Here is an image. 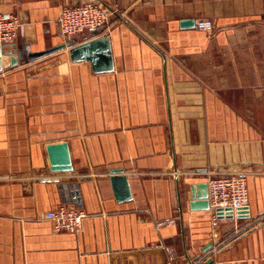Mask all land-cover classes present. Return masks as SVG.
<instances>
[{
  "label": "crops",
  "instance_id": "crops-1",
  "mask_svg": "<svg viewBox=\"0 0 264 264\" xmlns=\"http://www.w3.org/2000/svg\"><path fill=\"white\" fill-rule=\"evenodd\" d=\"M88 1L113 3L0 0L22 21L0 55V264H264V0H123L100 32L63 35L62 8ZM100 36L111 69L71 59ZM238 171L249 218L190 208L191 185ZM60 206L86 214L78 232L45 218Z\"/></svg>",
  "mask_w": 264,
  "mask_h": 264
},
{
  "label": "built area",
  "instance_id": "built-area-1",
  "mask_svg": "<svg viewBox=\"0 0 264 264\" xmlns=\"http://www.w3.org/2000/svg\"><path fill=\"white\" fill-rule=\"evenodd\" d=\"M122 1L113 0L112 5H107L101 1H88L81 4L64 6L58 17L61 33L65 36H72L81 32L91 34L100 32L110 24L113 14H121ZM21 26L22 21L18 16L11 13H0V45L14 42L19 36ZM196 27L209 32L213 30L214 24L211 20L200 19L197 20ZM208 188L209 212L213 217L214 225H217L220 218L217 213L219 208L223 210L232 209L236 212L241 208L249 206L248 175L245 171L211 176L208 180ZM85 217L86 214L84 212L67 206H60L45 214V218L52 222L56 230L69 232H78L82 227ZM262 220H264V214L254 224ZM249 226L236 232L233 237L241 234ZM217 248H214L213 252Z\"/></svg>",
  "mask_w": 264,
  "mask_h": 264
},
{
  "label": "water",
  "instance_id": "water-1",
  "mask_svg": "<svg viewBox=\"0 0 264 264\" xmlns=\"http://www.w3.org/2000/svg\"><path fill=\"white\" fill-rule=\"evenodd\" d=\"M186 24H190L191 22L186 21ZM56 46L54 48H50L40 52H33L28 54L29 58H37L48 53H51L57 49L64 47ZM6 55L7 52L5 50V45H0V55ZM21 56H23V52H20ZM70 55L72 60L79 59H90L95 63L96 68H101L103 70H109L112 68V55H111V47H110V39L106 36H100L90 40L87 43L80 44L78 46H74L70 49ZM13 64L17 63L14 58H12ZM0 70H2L1 65V56H0ZM49 159L54 171H69L72 169V160L69 149V144L67 142L60 143H52L48 147ZM113 184L117 192L123 197H127L129 195V185L127 178L125 176H112ZM191 195L192 198L189 202L190 208L192 210H209L210 209V201H209V188L208 183H204L202 185H191ZM217 213L220 218L227 217L230 219L237 218H249L251 216L249 206L241 208L236 212L232 209L223 210L219 208Z\"/></svg>",
  "mask_w": 264,
  "mask_h": 264
}]
</instances>
